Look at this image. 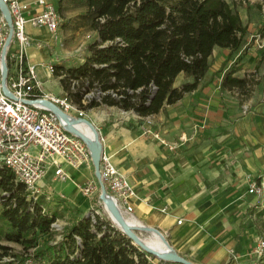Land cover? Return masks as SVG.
<instances>
[{
    "label": "crops",
    "instance_id": "crops-1",
    "mask_svg": "<svg viewBox=\"0 0 264 264\" xmlns=\"http://www.w3.org/2000/svg\"><path fill=\"white\" fill-rule=\"evenodd\" d=\"M45 32L28 36L35 43ZM254 51L247 49L242 58ZM239 53L214 48L198 87L156 115L139 117L115 107L82 111L99 132L103 153L137 194L127 217L160 231L176 254L194 264H258L252 249L264 240L262 195L248 193L247 180L251 176L264 187V88L257 91L262 83L240 69L233 77L247 79L244 91L221 86ZM38 55L44 56L42 48L32 46L28 61L43 63ZM190 80L179 74L174 86ZM61 168L66 180L57 179L49 163L38 181L48 212L60 214L64 227L91 210L99 214L77 188L97 181L93 166Z\"/></svg>",
    "mask_w": 264,
    "mask_h": 264
},
{
    "label": "trees",
    "instance_id": "trees-1",
    "mask_svg": "<svg viewBox=\"0 0 264 264\" xmlns=\"http://www.w3.org/2000/svg\"><path fill=\"white\" fill-rule=\"evenodd\" d=\"M55 1L59 18L78 11L74 27L94 34L80 64H58L52 71L64 97L81 111L115 107L139 117L156 115L198 87L214 48L240 52L237 60L244 54L247 27L232 0ZM258 31L264 37V22ZM238 69L230 65L224 72L223 88L244 91L247 79L233 77ZM179 74L191 80L175 87ZM59 217L0 162V257L10 255L4 241L31 249L27 258L35 264H149L150 255L107 216L92 211L57 230L51 225ZM258 264H264V251Z\"/></svg>",
    "mask_w": 264,
    "mask_h": 264
},
{
    "label": "built area",
    "instance_id": "built-area-1",
    "mask_svg": "<svg viewBox=\"0 0 264 264\" xmlns=\"http://www.w3.org/2000/svg\"><path fill=\"white\" fill-rule=\"evenodd\" d=\"M2 1L11 17L12 36L4 58L7 68L5 87L11 95L9 96L2 88L1 65V50L8 34V27L0 12V162L25 186L28 195L36 199L41 195L38 181L45 175L49 163L54 166V176L61 181L68 178L61 164L78 169L92 163L90 152L84 142L65 130L56 115L48 108L35 103L40 99H47L67 115L72 116L71 112L74 111L76 117H83V112L67 98H58L43 91L42 82L36 72L37 65L28 61V51L33 41L25 31L26 25L34 29H44L51 39L58 40L60 18L55 5L48 0ZM262 8L264 11V6ZM260 38L261 40L256 39L258 48L264 44L262 42L264 37ZM33 46L35 49H41L43 43L35 41ZM43 66L48 73H52L53 65ZM146 124L149 126L151 119L148 118ZM99 172L107 195L127 219L133 211L132 200L138 199L134 187L103 152L100 156ZM247 180L248 193L261 196L263 187L251 176H247ZM77 188L90 200L99 190V184L97 181H89L77 185ZM177 223L180 224L181 220ZM51 226L60 229L58 222ZM263 251L264 240L261 239L252 249V255L260 258ZM16 264L35 263L26 258Z\"/></svg>",
    "mask_w": 264,
    "mask_h": 264
},
{
    "label": "rangeland",
    "instance_id": "rangeland-1",
    "mask_svg": "<svg viewBox=\"0 0 264 264\" xmlns=\"http://www.w3.org/2000/svg\"><path fill=\"white\" fill-rule=\"evenodd\" d=\"M52 3L55 5L56 1L51 0ZM261 3V0H232L230 1L231 6L238 12L240 18H242V22L247 27V33L245 35L244 41H243V51H247V49L254 47L255 51L253 55H247L241 59H235V56L231 59V65L232 67H238L239 72L244 75H248L250 77L257 78L258 80L253 82L255 84L262 83L261 85H258L256 88L257 91L261 89V91L264 88V44L261 48H258L256 39L261 36L260 32L258 31L259 27L264 22V11L263 8L259 9V4ZM78 11L74 10H66L64 11V17L60 18L59 27H58V40L51 39L49 33L45 32V38L44 40H40L43 43L42 46V52L44 56L38 55V60L41 59L42 63H37L36 65V72L38 75L39 80L42 82L43 91L49 95L63 98L64 93L62 91V88L58 82V79L54 78L52 73H48L44 69V64H51L53 66L58 64H63L68 67L76 66L80 64L83 57L87 54V46L90 42L94 40V34L89 31H84L81 28H75L74 27V17L77 15ZM66 22V24L62 25L63 22ZM39 29H34L26 25L25 31L29 34L31 32L35 33ZM261 42V41H258ZM264 42V40L262 41ZM34 43H32V46ZM253 58H258L257 60H253ZM235 60V61H234ZM243 61V64L241 63ZM234 62V63H233ZM233 63V64H232ZM229 64V65H230ZM227 66V63L224 67ZM220 68V70L217 71V73H221L223 71V68ZM228 68V66H227ZM252 79V78H251ZM255 89V88H253ZM252 89V90H253ZM260 97V101H261ZM259 102V101H257ZM73 117H76V112H71ZM84 117V116H83ZM99 190L96 191V193L92 196V198L89 200L91 203H96V209H99L98 213L99 215L107 216L109 218L107 212L105 211L103 205L99 201L98 196ZM88 200V199H87ZM98 200V201H97ZM48 209L47 205H45ZM92 212V210H91ZM110 219V218H109ZM112 222V221H111ZM113 226L118 229L115 224L112 222ZM62 227V226H61ZM119 230V229H118ZM120 231V230H119ZM136 234L145 241H150L152 239V235L149 232H144L137 230ZM1 244L7 245L10 247L9 256L0 257V264H16L19 262L24 261V259L27 258L29 253L32 252L31 249H29L27 252L22 249L21 246L14 244V243H8L1 241ZM1 256V255H0ZM149 264H158L160 261L156 257L150 255L148 258Z\"/></svg>",
    "mask_w": 264,
    "mask_h": 264
},
{
    "label": "water",
    "instance_id": "water-1",
    "mask_svg": "<svg viewBox=\"0 0 264 264\" xmlns=\"http://www.w3.org/2000/svg\"><path fill=\"white\" fill-rule=\"evenodd\" d=\"M0 12L2 13L4 20L7 24L8 27V34L5 39L4 45L1 50V65H2V88L4 93L8 94L9 96L10 93L5 87V79L7 75V68L5 64V52L6 48L9 45V42L11 40L12 36V24H11V17L8 11L7 6L5 3H3L2 0H0ZM35 103H39L46 108H48L51 112H53L59 122L63 125L65 130H67L69 133L77 136L80 138L86 147L88 148L90 152V158H91V163L94 169V176L95 179L97 180L99 184V194H98V199L103 205L105 211L107 212L110 220L115 224V226L124 234L126 235L132 242V244L136 247H138L141 251L152 255L156 257L158 260L163 261V262H171L175 264H194L185 258L179 256L174 252V250L171 248L169 245L168 241L166 240L165 236L158 231L157 229L147 227L143 225V228L140 227H135L130 225L127 222V219L122 215V213L119 211L117 208L115 202L107 195L105 187L103 183L101 182L100 178V172H99V163H100V156L103 152L102 149V143H101V138L99 135V132L97 131L96 127L85 117H73L69 116L66 113H64L56 104L51 102L50 100L47 99H40L36 101ZM78 124H85L87 128L91 131L93 135L92 141H88L84 139L78 132L75 130L71 129L70 127ZM262 206L264 207V187L262 190ZM144 231V232H154L156 233L160 239L163 241L164 247H165V252L162 253L159 252L158 250L154 249L153 247L149 246L146 244V242L141 239L137 234L136 231Z\"/></svg>",
    "mask_w": 264,
    "mask_h": 264
},
{
    "label": "bare ground",
    "instance_id": "bare-ground-1",
    "mask_svg": "<svg viewBox=\"0 0 264 264\" xmlns=\"http://www.w3.org/2000/svg\"><path fill=\"white\" fill-rule=\"evenodd\" d=\"M70 128L78 132L84 139L92 141L93 135L85 124L74 125ZM127 222L132 226L143 228V225L134 219L127 218ZM149 233H151L152 239L150 241L144 240L146 244L158 250L159 252L166 253L163 241L160 239V237L154 232L149 231Z\"/></svg>",
    "mask_w": 264,
    "mask_h": 264
}]
</instances>
